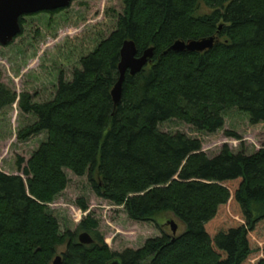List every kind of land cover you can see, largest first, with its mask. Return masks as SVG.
I'll return each instance as SVG.
<instances>
[{
	"label": "trees",
	"instance_id": "obj_1",
	"mask_svg": "<svg viewBox=\"0 0 264 264\" xmlns=\"http://www.w3.org/2000/svg\"><path fill=\"white\" fill-rule=\"evenodd\" d=\"M122 2L116 29L80 59L71 81L59 76L52 100L35 103L0 83V110L18 98L19 109L36 116L18 138L47 134L23 168L16 162L23 176L0 171V264H52L58 255L60 264H264V142L250 155L224 145L209 158L200 140L158 130L178 119L215 133L231 109L264 122V0ZM210 37L213 47L203 52L169 49ZM125 40L139 55L148 47L154 55L136 75L125 74L114 108ZM65 169L87 175L95 196L123 206L129 219L170 212L185 231L121 253L110 250L90 214L60 233L47 205L66 189ZM77 204L88 209L84 199ZM79 231L93 242L79 243Z\"/></svg>",
	"mask_w": 264,
	"mask_h": 264
},
{
	"label": "rangeland",
	"instance_id": "obj_2",
	"mask_svg": "<svg viewBox=\"0 0 264 264\" xmlns=\"http://www.w3.org/2000/svg\"><path fill=\"white\" fill-rule=\"evenodd\" d=\"M123 6L122 0H73L69 7L54 14L24 16L19 36L6 46L0 45V83L17 95L28 92L35 103L52 100L59 76L71 81L73 71L81 69L80 59L116 29ZM35 121L34 114L19 109L18 98L0 110V171L23 176L16 162L21 160L23 168L47 137L46 132H41L18 138V132ZM158 130L200 140L202 151L209 158L216 156L224 145L234 153L250 155L264 142V122L251 124L247 113L235 109L225 111L224 125L215 133L197 131L178 119L159 123ZM64 172L68 178L66 189L47 205V213L57 219L60 233L75 231L90 214L98 222V231L110 250L121 253L127 248L138 249L147 239L162 233L178 236L185 231L183 223L170 212H161L150 221H133L123 206L96 197L87 175L76 176L66 169ZM78 199L85 200L86 211L78 206ZM227 213L239 220L229 205ZM171 221L176 225L175 233L171 231ZM64 249V245L59 246L57 253Z\"/></svg>",
	"mask_w": 264,
	"mask_h": 264
},
{
	"label": "water",
	"instance_id": "obj_3",
	"mask_svg": "<svg viewBox=\"0 0 264 264\" xmlns=\"http://www.w3.org/2000/svg\"><path fill=\"white\" fill-rule=\"evenodd\" d=\"M73 0H0V45L10 44L22 32L20 17L32 15L41 12L63 10L71 5ZM214 44V38H202L199 40L182 41L176 40L170 50L174 52H203L211 49ZM154 55V48H146L140 55L137 53V47L133 40H125L120 49V59L117 66L118 80L111 90V96L114 108H116L122 99V85L125 74L136 75L144 66H146ZM170 228L173 233L176 232V225L171 221ZM81 244L89 245L93 242L91 236L82 232L78 236ZM61 255L53 260L52 264H60ZM107 264H119L118 260L113 259Z\"/></svg>",
	"mask_w": 264,
	"mask_h": 264
},
{
	"label": "built area",
	"instance_id": "obj_4",
	"mask_svg": "<svg viewBox=\"0 0 264 264\" xmlns=\"http://www.w3.org/2000/svg\"><path fill=\"white\" fill-rule=\"evenodd\" d=\"M81 211V210H80ZM85 213V212H84Z\"/></svg>",
	"mask_w": 264,
	"mask_h": 264
}]
</instances>
